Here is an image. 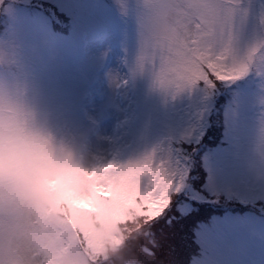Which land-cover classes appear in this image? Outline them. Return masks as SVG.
I'll return each mask as SVG.
<instances>
[{"label": "rangeland", "instance_id": "obj_1", "mask_svg": "<svg viewBox=\"0 0 264 264\" xmlns=\"http://www.w3.org/2000/svg\"><path fill=\"white\" fill-rule=\"evenodd\" d=\"M47 1L69 15L67 35L53 32L49 18L39 10L17 6L13 0L0 2L4 24L0 46L14 56V63L2 71L19 86L35 126L55 146L72 151L86 167L124 164L153 151L171 154L183 170L182 186L173 193L175 208L182 213L190 210L182 192L199 197L186 180L190 154L206 129L219 84L210 89L200 83L165 89L149 70H137V0H119L127 9L121 14L114 0ZM102 28L111 32L107 42L92 38L91 50L79 56L78 36ZM107 52L113 54L107 79L99 77L89 88ZM249 71L228 80L230 90L222 109L224 137L201 153L202 169L204 165L208 173L203 188L211 199L225 195L245 202L264 201V175L256 174L264 173V162L257 153V133L264 125V70L252 66ZM87 90L90 95L82 105ZM168 209L152 225L165 253L171 247L180 248L172 230L170 235L164 231L162 219L169 222ZM242 211L198 222L194 240L200 249L190 261L185 254L183 264H264V218Z\"/></svg>", "mask_w": 264, "mask_h": 264}, {"label": "snow or ice", "instance_id": "obj_2", "mask_svg": "<svg viewBox=\"0 0 264 264\" xmlns=\"http://www.w3.org/2000/svg\"><path fill=\"white\" fill-rule=\"evenodd\" d=\"M137 18V70H149L162 88L200 83L210 89L252 66L264 70V0H137ZM84 171L82 199L96 218L127 234L124 243L138 261L168 264L152 225L182 186L179 159L153 151Z\"/></svg>", "mask_w": 264, "mask_h": 264}, {"label": "clouds", "instance_id": "obj_3", "mask_svg": "<svg viewBox=\"0 0 264 264\" xmlns=\"http://www.w3.org/2000/svg\"><path fill=\"white\" fill-rule=\"evenodd\" d=\"M13 63L0 46V65ZM257 138L264 162V125ZM87 168L35 126L19 86L0 70V264H143L127 234L82 199Z\"/></svg>", "mask_w": 264, "mask_h": 264}, {"label": "bare ground", "instance_id": "obj_4", "mask_svg": "<svg viewBox=\"0 0 264 264\" xmlns=\"http://www.w3.org/2000/svg\"><path fill=\"white\" fill-rule=\"evenodd\" d=\"M74 89V88H73ZM75 91V90H74ZM76 92L78 93V88H76Z\"/></svg>", "mask_w": 264, "mask_h": 264}]
</instances>
